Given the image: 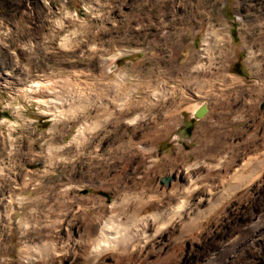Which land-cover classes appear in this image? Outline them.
<instances>
[{
    "label": "rangeland",
    "instance_id": "rangeland-1",
    "mask_svg": "<svg viewBox=\"0 0 264 264\" xmlns=\"http://www.w3.org/2000/svg\"><path fill=\"white\" fill-rule=\"evenodd\" d=\"M0 264H264V0H0Z\"/></svg>",
    "mask_w": 264,
    "mask_h": 264
},
{
    "label": "crops",
    "instance_id": "crops-1",
    "mask_svg": "<svg viewBox=\"0 0 264 264\" xmlns=\"http://www.w3.org/2000/svg\"><path fill=\"white\" fill-rule=\"evenodd\" d=\"M159 67V66H158ZM158 67H154L151 66L149 68V74L145 75L144 73H140V74H136L137 78L140 80V83H136L135 85L131 83V86L134 85L135 87L129 88V93L132 94H136L138 95L139 92L142 93V91H139L142 87L143 84L141 82L145 81L144 76H146V78H149V83L145 86V91L148 92V99H147V104L149 105H154L160 102H165L166 104L161 105L160 107H158L157 110H150L149 112H146L144 115L146 117H149V119H151V121L149 122V133H151V131H155L157 130L159 127H161L162 129H166L167 132H169L168 127L170 124V119H179V118H185L187 117L186 121L184 122H178L175 121V125L178 128H185L186 133L190 135H194L196 133L200 134L203 130V127H201V121H198V119H201L205 113H209L210 111H208V107L207 104L210 101L209 98L207 97H200L196 99V101H198L197 105H196V101L194 102H187L185 100V96H186V92L182 91L181 94L178 95V99L175 100L178 108H176V106L171 104H167V103H171V101L169 100V93L164 94V86L163 83L165 82V79L167 77L165 69L161 68L159 69L160 71L158 72V78L160 79L159 81H161L158 85H155V83H157L155 76L150 72L151 70L157 69ZM121 81L123 82V78H121ZM158 81V82H159ZM167 90V89H166ZM192 100V98H189L187 101ZM130 101H132L130 99ZM185 104V105H184ZM182 105H184L182 107ZM195 108V109H194ZM202 108V110L200 109ZM139 115V112L137 114L134 113L131 116H129V118L134 119L137 118ZM143 116V113L142 115ZM162 119L161 124L159 125V122L155 123V119ZM133 122V121H132ZM130 123L131 125L133 123ZM184 131V130H183ZM185 132V131H184ZM164 177V176H163ZM162 179V177H161Z\"/></svg>",
    "mask_w": 264,
    "mask_h": 264
},
{
    "label": "bare ground",
    "instance_id": "bare-ground-1",
    "mask_svg": "<svg viewBox=\"0 0 264 264\" xmlns=\"http://www.w3.org/2000/svg\"><path fill=\"white\" fill-rule=\"evenodd\" d=\"M124 230V229H123ZM117 231L118 230H116V231H114V232H109V233H107V235L103 238V241L102 242H104L105 241V243H106V241L110 244L111 242H113V241H115L116 239H118V237H120V235H119V233L120 234H123V233H121V231L119 230V233H118V237H117ZM109 234V235H108ZM101 244L102 243H98V245H100L101 246ZM107 244V243H106Z\"/></svg>",
    "mask_w": 264,
    "mask_h": 264
},
{
    "label": "water",
    "instance_id": "water-1",
    "mask_svg": "<svg viewBox=\"0 0 264 264\" xmlns=\"http://www.w3.org/2000/svg\"><path fill=\"white\" fill-rule=\"evenodd\" d=\"M161 181L167 185L169 182V178L168 177H162Z\"/></svg>",
    "mask_w": 264,
    "mask_h": 264
}]
</instances>
